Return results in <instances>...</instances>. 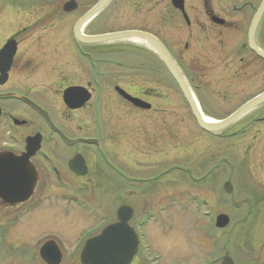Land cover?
<instances>
[{
	"label": "flooded vegetation",
	"instance_id": "obj_1",
	"mask_svg": "<svg viewBox=\"0 0 264 264\" xmlns=\"http://www.w3.org/2000/svg\"><path fill=\"white\" fill-rule=\"evenodd\" d=\"M11 1L14 2L11 10L16 9L18 13L23 12L24 15V7L20 8L18 5L36 3L40 8L38 11L33 9L34 12L30 9L29 13L35 20L28 24L15 22L0 24V156L4 157L1 163L7 164L10 159L22 156L27 145L36 147L34 154L28 159L36 172V182L26 199L13 203L1 196L8 197L13 186H7L4 179L0 180V236L9 238L7 231L25 221L33 212L37 214H34L33 221L30 219L28 229L39 231L36 235L44 232L45 229L40 228L41 218L46 214L43 207L48 203V186H59L57 188H63L65 191L55 194L67 202L63 212L66 211L67 214L74 207L83 210L90 215L87 218L92 224L89 228L78 231L76 216H73L74 218L67 216L70 225L66 232L70 237H76L74 245L65 247L58 242V237L50 235L37 238L33 247L3 245L0 247V253L14 255L15 258H12L14 262L11 264H51L55 254L60 258L57 264H82L80 255L83 241L97 235L107 224L116 222L118 207L126 205L132 209L128 222L135 231L138 243L130 264H187V235L183 242L162 231L143 230L150 219H154L153 222H160L162 214L165 213L163 210L166 206H171L174 194H170L162 202H157L154 209L139 214L127 193L129 186H133L134 188L130 189L131 195L135 196L138 202L140 197L149 196L148 192L152 187L161 186L157 179L158 175L154 172H141L138 168L144 164V159L141 158L142 141L139 137H128L124 115L117 112L116 108L118 104H123L140 114L151 110L154 114H158L160 110L165 112L164 108L158 109L148 100L149 88L143 86L144 79L171 78L156 50L149 42L130 35L104 42H84L75 38L76 21L97 0L87 2L73 0L75 8L71 11L63 10V5L69 0L60 7L58 2L53 0ZM117 1L120 4L119 19L122 23L120 27L110 29L113 18L108 11L113 9V4ZM2 2L3 0H0V4ZM213 2L215 6L211 5ZM260 2L261 0L254 5L252 0H202L201 7L194 8L189 4V0L185 7L184 0L185 17L183 11L174 7L171 1V6L158 10L154 6L144 8L145 0H109L83 25L81 33L85 36L119 31L147 33L162 43L187 83L188 76L193 74L195 68L203 65L206 67L215 65L217 68L234 56L240 64L237 67H240V70H236L234 77L244 80L241 83H245L248 90H253L251 95L235 107L237 109L246 101L264 93V86H258L261 89L256 90L258 87L253 77L257 72L264 76L262 69L264 59L249 47L247 40L250 21ZM59 10L65 12L66 18ZM249 10L251 12L248 14ZM73 12L78 14L69 25L64 20ZM177 21L180 26L182 23L186 28L184 33L176 32ZM102 26H108V29ZM243 33L244 42L241 41ZM182 36L185 40L181 51L173 41L181 39ZM211 39H215L216 42L207 44L205 48L190 46V42L194 40L199 42ZM254 44L264 51V11L255 29ZM189 49L191 53L188 54L190 57L187 60ZM50 58L62 60L61 64H69L76 60L77 68L80 70L70 71V65H66L63 66V70L56 73L52 70L47 72L45 63ZM67 72L70 75H65ZM43 73L46 76L40 75ZM75 75L82 80L70 79V76L73 78ZM40 82L46 83L47 86L39 85ZM73 86L82 87L89 94V98L78 107H70L63 100V91ZM118 89L150 103V108L135 106L122 97ZM86 92L84 93L87 94ZM49 93H54L59 100L60 110L56 109L58 111L56 118L53 117L49 104L42 103L39 99ZM27 99L43 108L59 131L49 126L44 116L33 108ZM72 100L74 101L71 103L76 104L79 99L77 97ZM33 116L43 122L48 133L33 128L38 127ZM260 121L264 122V101L233 122L229 127L239 124L234 127L231 134L224 135L223 130L203 131L217 137H228L244 132L246 128H253L257 123L260 128ZM259 128L254 131V138L261 133ZM166 138L169 140V135ZM117 148L119 151H116ZM76 186H120L118 192L123 199L112 209L114 215L110 217L102 206L97 203L96 206L95 203L90 204L89 200L80 197L78 192H70L75 191ZM71 188L73 190H70ZM103 196L105 203H110L111 196L107 198V193ZM11 231L14 233L18 230ZM25 232L27 234L31 231ZM79 235L83 238L77 242ZM46 241H52V245L45 250L48 261L41 256L42 245ZM67 254L68 257H65ZM221 257L212 262L221 264Z\"/></svg>",
	"mask_w": 264,
	"mask_h": 264
},
{
	"label": "rangeland",
	"instance_id": "obj_2",
	"mask_svg": "<svg viewBox=\"0 0 264 264\" xmlns=\"http://www.w3.org/2000/svg\"><path fill=\"white\" fill-rule=\"evenodd\" d=\"M51 1L49 0V2ZM53 1H57L60 7L67 0ZM87 1L80 0V2ZM252 1H254V5L259 2V0ZM27 4V6L18 5L20 8L24 7V15L23 12L18 13L16 9L11 10L12 6L14 7V2L3 0L0 4V24L8 22L28 24L34 21L35 19L29 13L30 9L33 12V9L38 11L40 5ZM189 4L191 7L198 8L201 7L202 0H189ZM211 5L215 6L214 2ZM152 6L162 10L166 6H171V3L170 0H145L144 8ZM185 7H187V0H185ZM59 12L66 18L63 10H59ZM108 12L112 14L113 18L110 29L120 27L122 20L119 19V1L113 4V9ZM250 12L251 10L248 11V14ZM77 14L78 12H73L64 21L71 25ZM103 28L108 29V26ZM185 29L182 23L180 26L178 21L176 22V32L184 33ZM184 40L185 38L182 36L181 39L173 41V44L182 51ZM244 40L243 33L241 41L244 42ZM215 42V39L199 42L194 40V42H190V46L205 48L207 44ZM189 53H191V49L187 52V60L190 57ZM182 57L184 60V56ZM61 61L50 58L45 63L47 72L52 70L56 73L63 70V66L66 65H70V71L80 70L77 68L78 61L76 60L69 64H61ZM239 65L237 58L232 56L217 68L215 65L206 67L199 64L200 68H195L193 74L188 76V84H190L201 110L208 117L219 119L227 116L242 100L253 93V90H248L245 87V83H241L244 80L234 77L236 70L240 68H237ZM263 65L262 67H264ZM228 66L230 67L228 68ZM262 69L264 70V68ZM67 74L70 75L69 72L65 75ZM40 75L46 76L44 73ZM253 77L257 87L264 86V76L260 72L255 73ZM70 79L82 80L78 75L73 78L70 76ZM39 85L47 86L43 82H40ZM143 86L149 88L148 100L156 108H164L165 112L160 110L158 114H154L151 110L140 114L123 104H118L116 108L117 112L124 115L128 137H139L142 141L143 154L140 156L144 159V164L138 168L141 172H154L158 175L157 179L161 186L152 187L148 192L149 196L140 197L138 202H136L135 196L131 195L132 190L130 189L134 187L129 186V190H127L130 195L129 200L132 201L135 210L141 214L148 209H154V205L157 207V202H162L170 194H174L170 202L171 206H166V209L163 210L165 213L162 214L160 222H153L154 219H150L143 230L146 232H148L147 230L162 231L183 242L187 235V264H216L212 261L222 256L225 251H228L237 264H264V186H254L255 184H264V122L260 121V128L257 123L253 128H246L244 132H238L228 137H217V135L205 133L198 127L181 92L170 78L144 79ZM259 87L256 90L261 89ZM44 96L39 98L40 102L48 103L53 117L56 118L58 113L56 109L60 110L58 98L54 93L44 94ZM34 119L36 118L34 117ZM37 123L38 127L33 128H38L45 134L48 133L43 122L37 120L35 124ZM238 124L226 128L222 134H231ZM258 128L261 133L254 138L253 133ZM168 135L169 140L166 138ZM116 151H119L118 148ZM226 180H230L233 186L231 194L225 193L222 189V184ZM57 187L59 186L47 187L48 203H45L46 206L43 207L46 214L41 218L42 226L40 228L45 229L44 232L36 235L37 230L28 229L30 219L33 221L34 214H37L33 212L25 218V221L14 226L13 229L18 230L17 232L13 233L11 231L13 229L7 231L9 238L0 236V247L3 245L33 247L37 238L50 235L58 237L59 241H57L65 247L74 245L76 237H70L66 232L70 225L68 217L76 216L77 230L82 231L92 224L91 220L87 218L90 215L75 207L70 209L67 214L66 211L63 212L67 202L55 194L65 191L63 188ZM76 187L75 191L70 192H78L80 197L88 199L90 204L95 203L96 206L97 203L102 206L110 217L114 215L112 209L119 205L120 200L123 199L118 192L120 186ZM105 193H107V198L111 196L110 203H105L103 196ZM152 193L154 194L152 195ZM219 213H224L229 217V224L225 228L217 229L214 226V218ZM25 230L31 232H28L27 235ZM82 238L83 236L79 235L76 241L78 242ZM65 257H68V254ZM12 258L15 256L1 252L0 264H11L14 262Z\"/></svg>",
	"mask_w": 264,
	"mask_h": 264
},
{
	"label": "water",
	"instance_id": "obj_3",
	"mask_svg": "<svg viewBox=\"0 0 264 264\" xmlns=\"http://www.w3.org/2000/svg\"><path fill=\"white\" fill-rule=\"evenodd\" d=\"M109 0H97V2L87 10L75 23L74 36L84 42H104L115 39H121L127 35L141 38L149 42L153 48L158 53L162 63L167 68L171 78L176 84L177 88L181 92L183 98L185 99L192 116L194 117L197 125L204 131L207 132H220L227 127H229L233 122H235L242 115L247 113L257 104L264 101V93L253 97L252 99L246 101L244 104L239 106L237 109L232 111L229 115L221 119H212L206 115H203L199 104L193 95V92L186 82L183 74L179 71L177 65L171 59L165 47L162 43L153 36L140 32V31H119L110 32L105 34L85 36L81 33V28L85 25L91 18H93L107 3ZM172 5L183 11L184 16V0H170ZM75 8V3L73 0L67 1L63 5L64 11H71ZM264 10V0H261L258 8L256 9L251 22L248 27L247 40L249 47L261 58L264 59V51L259 49L254 44V33L257 24L261 18ZM82 87H68L63 91V100L70 107H78L84 103L88 98L89 94L84 91ZM83 91V92H82ZM86 92L87 94H85ZM118 92L133 103L135 106L148 109L150 108V103H147L139 98L132 97L124 90L118 89ZM76 104H72V99L77 98ZM27 102L40 112L49 126L54 130H58L54 124L51 122L48 113L35 104L33 101L27 99ZM205 116V117H204ZM210 119V120H208ZM59 131V130H58ZM84 140V139H83ZM89 141V140H84ZM36 150V147L26 146L25 152L22 156L18 158H12L7 164L1 163L4 159L0 156V180L5 181L7 186H13L10 194L2 197L7 200L14 202L22 201L26 199L36 182V172L33 167L28 162L29 157H31ZM23 163H22V161ZM222 189L225 193L231 194L233 191V186L230 180H226L222 184ZM238 204L237 202H233ZM132 215V209L129 206L122 205L117 209V221L112 222L104 226L101 231L92 237L87 238L82 244L81 251V263L82 264H130V260L137 250V237L133 227L129 224V219ZM215 227L225 228L229 224V217L224 213H219L215 217ZM52 241H46L42 245L41 256L43 259L47 260V254L45 250L52 245ZM54 247V245H53ZM55 257L51 264H57L60 260L57 254L53 255ZM48 261V260H47ZM221 264H236L233 258L229 255L228 251H225L221 257Z\"/></svg>",
	"mask_w": 264,
	"mask_h": 264
},
{
	"label": "trees",
	"instance_id": "obj_4",
	"mask_svg": "<svg viewBox=\"0 0 264 264\" xmlns=\"http://www.w3.org/2000/svg\"><path fill=\"white\" fill-rule=\"evenodd\" d=\"M171 79V78H170ZM171 81H172V79H171ZM172 83L174 84V82L172 81ZM175 85V84H174Z\"/></svg>",
	"mask_w": 264,
	"mask_h": 264
},
{
	"label": "bare ground",
	"instance_id": "obj_5",
	"mask_svg": "<svg viewBox=\"0 0 264 264\" xmlns=\"http://www.w3.org/2000/svg\"><path fill=\"white\" fill-rule=\"evenodd\" d=\"M204 115V114H203ZM205 117V116H204ZM208 120H210V119H208Z\"/></svg>",
	"mask_w": 264,
	"mask_h": 264
}]
</instances>
